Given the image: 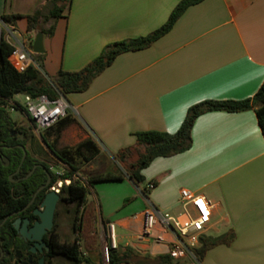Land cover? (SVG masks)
Instances as JSON below:
<instances>
[{"label": "crops", "instance_id": "0c3cea01", "mask_svg": "<svg viewBox=\"0 0 264 264\" xmlns=\"http://www.w3.org/2000/svg\"><path fill=\"white\" fill-rule=\"evenodd\" d=\"M50 1L0 0V17L37 11L46 15ZM180 1L71 0L60 18L42 24L46 30L53 26V32L43 35L44 53L33 56V60L41 56L42 71L35 61L34 68L45 78L55 77L60 70H81L106 45L159 29ZM19 23L22 35L33 43L36 32L26 31L24 18L15 20V29ZM263 81L264 0H203L189 7L150 47L119 55L88 89L67 95L68 115L74 121L61 131L57 144L70 129L69 139H78L69 148L89 139L98 150L80 172L120 177L87 186L86 200L96 213L97 242L88 252L92 259L85 255L90 264H102L101 246L110 223L115 224L116 250L132 252V260L121 264L167 256L164 245L139 239L143 213L149 207L179 213L182 189L201 194L213 204L204 237L232 236L228 244L208 249L201 264H264V138L255 108L198 116L190 148L154 159L142 171L145 181L140 186L112 157L120 149L133 147L138 132L175 133L192 105L251 99ZM44 135L51 143L53 137ZM99 159L114 171H109V165H97ZM149 182L155 186L144 193Z\"/></svg>", "mask_w": 264, "mask_h": 264}, {"label": "trees", "instance_id": "16d2710c", "mask_svg": "<svg viewBox=\"0 0 264 264\" xmlns=\"http://www.w3.org/2000/svg\"><path fill=\"white\" fill-rule=\"evenodd\" d=\"M203 0H181L170 13L166 23L151 34L136 39L124 40L106 45L98 57L89 62L84 68L75 72L60 70L55 77L45 78L42 73L29 67L25 72L18 73L8 62L11 46L4 40L0 42V145L6 146L0 150V264H12L11 261L17 251L23 252L27 246L18 238L13 226L12 216L24 208L32 199L38 188L45 184L50 175V185H54L58 180H70L69 185H63L60 189V203L72 205L74 207V217L72 220V232L74 235L72 242H60L57 233H51L50 252L47 254L45 264L53 263L56 258L67 261L63 264H90L86 258V253L94 250L97 239L95 236L96 213L92 204H88L87 186L95 182H106L120 179L109 172L93 176H85V183L76 179L81 176V167L94 159L98 153L95 144L87 139L79 143L74 148H64L57 150L56 144L61 131L73 123L70 115L59 120L53 127L45 130L44 134L53 137L51 143L48 142L44 134L40 140L45 145L58 162L63 165L64 172L56 174L50 170L45 163H38L25 156L19 171H17L22 157L23 150L18 145L24 146L13 137L16 132V122L10 117L8 107L25 113L23 106L14 101L16 95L36 98L46 96L53 100L58 97L66 99L71 93L84 92L92 81L100 75L113 61L121 54L137 52L150 47L156 40L167 34L179 19V17L191 6L201 3ZM51 8L48 14L43 15L37 11L28 16H2L4 22L13 24L16 19L24 18L27 22L26 31L42 32L43 35H52L53 26L48 30L42 24L48 21H55L60 18L63 12L69 7L71 0H51ZM34 61L42 71L41 56H35ZM12 105V106H11ZM255 108L258 125L264 138V81L255 95L251 99L245 100H206L188 108L185 118L179 129L169 134L159 131L138 132L135 134L136 142L133 147L120 149L113 154V159L120 165L127 177L135 186H140L145 179L141 174L142 170L148 167L151 162L159 157H171L188 150L191 146V130L195 119L207 112L223 111L229 113L243 112ZM1 156L9 161L5 166V161ZM133 157L135 160H132ZM37 167L32 175L25 177L35 165ZM15 174V175H12ZM12 175L10 181L9 176ZM154 184V182H151ZM47 189L42 190L36 196L33 205H38L44 198ZM145 193V190H143ZM232 236H223L217 239L203 237L201 245L195 251L197 259L201 262L205 252L218 244H228ZM3 251V256H1ZM8 253V256H6ZM130 250H112L110 252V264L129 263L132 259ZM173 261L168 256L158 257L151 262H137L136 264H172ZM17 264V263H15Z\"/></svg>", "mask_w": 264, "mask_h": 264}, {"label": "built area", "instance_id": "2783aa9c", "mask_svg": "<svg viewBox=\"0 0 264 264\" xmlns=\"http://www.w3.org/2000/svg\"><path fill=\"white\" fill-rule=\"evenodd\" d=\"M2 40L11 46L8 62L14 70L23 73L29 67H34L32 38L20 34L13 24L4 22L0 17V42ZM24 97L26 103L23 108L37 131L53 127L68 115L69 105L63 97L53 100L46 96ZM7 110L11 112L14 108L8 107ZM69 183L70 180H58L50 190L59 193L62 185L67 186ZM153 188L151 182L144 186L145 192ZM179 205L181 210L177 214L162 212L154 207L146 209L139 239L149 238L156 244L164 245L166 255L173 262L201 264L195 251L209 227L213 204L201 194L182 189L179 192ZM106 227V240L101 246L102 264H110V252L117 249L115 224L110 223Z\"/></svg>", "mask_w": 264, "mask_h": 264}, {"label": "rangeland", "instance_id": "374dc122", "mask_svg": "<svg viewBox=\"0 0 264 264\" xmlns=\"http://www.w3.org/2000/svg\"><path fill=\"white\" fill-rule=\"evenodd\" d=\"M9 1V0H8ZM48 6H50V3L48 4ZM18 30V32L20 34L23 33V28H22V23L18 24V27L16 28ZM16 102L20 103L23 107L26 103L25 97L23 95H17L16 97ZM10 117L13 121L16 122V131L17 130H22L24 129L25 131H28L27 126H28V118L26 115H24L23 113H21L18 110H14V111H9ZM69 130L66 131V133L63 135V138L61 139V141L57 144L56 148L57 149H62V148H69L71 145H73L76 140L78 139V136H76L74 139H69ZM43 133V132H42ZM41 132H36L35 130L32 131V138H27L24 140H21L19 137L17 138V140L19 142H23L24 146L23 149L26 153V155H28L31 159L35 160L38 163H45L47 164L50 168L52 172L55 173H63L64 172V168L61 164L58 163V161L48 152V150L42 145V142L40 140L41 137ZM136 158V157H135ZM135 158L133 157L132 160H135ZM109 165L108 169H110V172H113L114 167L109 164L108 162H104L103 160L99 159L96 164L97 165ZM117 163V162H116ZM117 167L119 166L118 163L115 164ZM143 171V170H142ZM82 173V172H81ZM87 173V172H85ZM142 174V172H141ZM86 174L82 173L81 176L76 177V179H80L81 182L85 183V181L83 180ZM68 210V213H65V210ZM58 215L56 217V225H57V233L59 236V241L60 242H72L74 235L72 232V220H73V211H74V207L72 205H65V204H58ZM99 244V243H98ZM86 256L90 259H92V254L91 253H87ZM53 263H59V264H63V263H67L66 260L62 259V258H56L53 260ZM182 264V263H179Z\"/></svg>", "mask_w": 264, "mask_h": 264}, {"label": "water", "instance_id": "95a60500", "mask_svg": "<svg viewBox=\"0 0 264 264\" xmlns=\"http://www.w3.org/2000/svg\"><path fill=\"white\" fill-rule=\"evenodd\" d=\"M31 49H32L33 54H35V55H40V54L44 53L42 32H36L34 39H33ZM18 147L23 150V157H22L21 163H20L17 171H19V168H20L21 164L23 163L25 156H26V153H25L23 147L21 145H18ZM1 159L3 161H5V166H8L9 161L6 159V157L1 156ZM37 167H40V165H35L32 168V170L22 179H27L28 177H30ZM45 172L48 176L47 182L36 190L32 199L30 200V202L20 211H24L25 209H27L34 202L38 193L49 187L50 175L47 171H45ZM12 175L9 176V180L10 181H17V180H12ZM59 200H60L59 193H55L54 191H47L44 195V198L42 199L41 204H40V208L42 210L41 211H35V215L38 216L39 221H36L32 227L28 228L27 227V225L29 224L28 219H23V220L16 219L12 223L14 230H16L20 234V237L22 239H25V240L29 239V240L33 241L34 246L37 249L41 250V248L44 246L45 250L47 251L48 247H46V244L43 241V235L47 231H50L53 227L54 214H55V210H56V207H57ZM33 251L34 250H32V252ZM3 254H4L3 251H1V256H3ZM19 255H20V252L17 251L15 253V257L19 258ZM6 256H8V253H6ZM42 263H43V259L40 260L39 264H42Z\"/></svg>", "mask_w": 264, "mask_h": 264}, {"label": "flooded vegetation", "instance_id": "af4514ba", "mask_svg": "<svg viewBox=\"0 0 264 264\" xmlns=\"http://www.w3.org/2000/svg\"><path fill=\"white\" fill-rule=\"evenodd\" d=\"M27 129H28V131H25L24 129L17 130L12 135H13V137L15 139H17L19 137L21 140H24V139H27V138H30V137L32 138V136H33L32 135V131L35 130V125L30 120L28 121ZM1 148H6V146L0 145V150H1ZM50 170H51V168H50ZM13 175H15V174H13ZM50 187L51 186H49L48 188H46L47 189L46 192L47 191H51L50 190ZM59 195H60V191H59ZM41 202L38 205H33V203H32L24 211H20L19 210L18 212L14 213V215L12 216L11 223H13L16 219H21V220L28 219L29 220V224L27 225V227L28 228L32 227L36 221H39L38 216L35 215V211H41L42 210L40 208ZM58 204H61L60 203V200H59ZM58 204H57V207H56V210H55V214H54L53 227H52V229L50 231H47L43 235V241L45 242L46 247H48V250L46 251L44 246L41 248V250L37 249L34 246V242L33 241H31L29 239H26V240L25 239H22L20 237V234L15 230L18 238L21 239L27 246L25 247V250L23 252H20L19 258H16L15 256L13 257V260L11 261L12 264H15V263H17V264H39V262H40L41 259H43V263L42 264H45L46 256L50 252L49 244H50L51 233L52 232L53 233H57L56 217L58 215V210H57L58 209ZM65 213H68V210L67 209L65 210ZM73 213H74V211H73ZM73 217H74V215H73ZM32 250H34V251L32 252Z\"/></svg>", "mask_w": 264, "mask_h": 264}]
</instances>
